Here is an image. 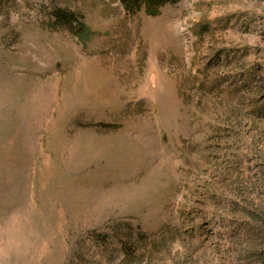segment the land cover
<instances>
[{
    "label": "rangeland",
    "instance_id": "rangeland-1",
    "mask_svg": "<svg viewBox=\"0 0 264 264\" xmlns=\"http://www.w3.org/2000/svg\"><path fill=\"white\" fill-rule=\"evenodd\" d=\"M0 264H264V0L1 2Z\"/></svg>",
    "mask_w": 264,
    "mask_h": 264
},
{
    "label": "trees",
    "instance_id": "trees-1",
    "mask_svg": "<svg viewBox=\"0 0 264 264\" xmlns=\"http://www.w3.org/2000/svg\"><path fill=\"white\" fill-rule=\"evenodd\" d=\"M5 0H0L4 2ZM7 1V0H6ZM124 8L128 11H137L141 7H146L149 14L155 15L158 9L166 3H174L177 0H119ZM54 20L61 25L72 27L75 25L80 35L86 32L85 23L76 16L74 12L56 9L54 12Z\"/></svg>",
    "mask_w": 264,
    "mask_h": 264
}]
</instances>
